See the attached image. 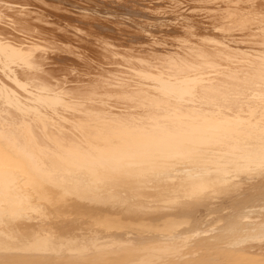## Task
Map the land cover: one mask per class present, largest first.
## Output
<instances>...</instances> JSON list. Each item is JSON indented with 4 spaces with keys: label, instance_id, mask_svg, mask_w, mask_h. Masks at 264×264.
Wrapping results in <instances>:
<instances>
[{
    "label": "bare ground",
    "instance_id": "obj_1",
    "mask_svg": "<svg viewBox=\"0 0 264 264\" xmlns=\"http://www.w3.org/2000/svg\"><path fill=\"white\" fill-rule=\"evenodd\" d=\"M210 2L214 22L257 20L263 45L218 50L208 36L207 53L111 52L115 65L91 74L102 83L80 93L54 83L44 42L0 26V264H106L128 250L125 264H264V105L197 111L264 84V0Z\"/></svg>",
    "mask_w": 264,
    "mask_h": 264
},
{
    "label": "rangeland",
    "instance_id": "obj_2",
    "mask_svg": "<svg viewBox=\"0 0 264 264\" xmlns=\"http://www.w3.org/2000/svg\"><path fill=\"white\" fill-rule=\"evenodd\" d=\"M63 1L62 0H25V1L20 0L19 2L21 3H18V2H14V0H10V2H14L11 4L9 2H6L5 0H0V6H1L0 10L2 12L1 20H3V21L0 20V26L4 28L5 32L7 33L10 32L8 33V35L13 36L12 38H15L14 36L16 35L17 37L15 39H18L19 37L20 38L31 37L35 40L39 39V42L42 44L44 42V44L46 45L44 44L43 45L48 47L44 52V55H48L49 56L48 60H50V63H47V66L50 65V67L52 66L53 69H56L54 71V74L56 73L54 77L55 79L54 83H56V85L59 84L60 86H63V82L64 84L68 83L67 87L66 86L65 87L68 88L69 91L70 89L74 92L75 90H77L76 93H80V91L84 89L83 86L84 87L86 86V89L90 88L92 82L93 84L102 83V79L97 78L96 76H95L96 78L93 77L94 74H92V71L98 70V68L102 69L103 67H110L113 64L115 65V63H108V60L106 58L107 56H104L111 52L114 53L108 54L109 56H113V57L115 56V58L123 59L124 56L127 55L128 51H129L128 53L131 54L133 53V51H135L143 55L145 53L153 52L155 49H157L160 51L163 50L162 52L166 53L168 58H171L170 54L183 55L185 53L192 55L197 53H207L206 46L211 41H216L218 39L224 42H228L230 44L227 45L224 42L221 43L223 46L216 44L217 46H215V48L218 50L232 49L231 51L234 50L233 52H235L236 49H242L243 45H247V46L255 45V47H253L254 48L253 50L255 51L256 46L259 47L263 45V43L261 44V40H260L261 36L259 37V35H261L262 33V29L261 27L258 28V25H256L257 20H255L256 23H254L253 20L252 23L254 24L248 22V24H246V28L245 25H241V26L235 25L236 27H234L227 25V22L226 24L224 23L225 25H223L221 22L218 21L214 22L213 20H211V17L214 14H216L215 11L219 12L220 10L218 9V7L215 8L212 4H210L211 3L210 1H214V0H69V1L63 0ZM216 1L220 2L221 0L220 1L216 0ZM228 2H230V0H228ZM231 3L235 4L234 1H232ZM20 4H23L24 8ZM110 7L112 10L110 9ZM125 11H127L128 14ZM210 14L213 15L211 16ZM16 16L17 17L20 16L22 18L27 17L29 21L18 22L19 19L17 18H16L17 20H14V22L11 21V17L15 18ZM187 18L189 19L187 20ZM262 21L264 22V20ZM15 22L17 24H15ZM23 23L28 24L29 26L25 27ZM249 24H251L252 26H249ZM226 25L229 27H227ZM254 25L257 26V28ZM224 26H226L227 28L224 29ZM205 27H208V30H205L206 29ZM250 27L251 28L253 27L256 30H254L253 28L251 29ZM260 29L261 31L259 32ZM171 30L174 31L172 32ZM217 31L220 33H218ZM185 33L187 35H185ZM32 34L34 36H32ZM208 36L212 38L210 42L207 39L209 38ZM205 39L208 40V43L207 41H205ZM45 41L48 42V44ZM109 41H111L112 43ZM150 42H152V45ZM193 42L195 43L192 44ZM156 43L158 44V46L154 45ZM199 45H201L200 48ZM261 48H264V46ZM244 49H247V47H245ZM253 50L251 49L249 51L252 52ZM89 62H92L93 64L91 65V67L87 68L86 66L87 64H89ZM98 64L100 65L97 67ZM85 67L87 69H85ZM91 74L93 75L92 77ZM91 78L93 80L95 79L96 81L95 80L92 81ZM97 80L100 81L97 82ZM242 88L244 89L237 90L238 93H242V96L236 95L235 97H232L234 98V100H230V98H226V100L223 99L225 101L220 102L222 103L221 105L207 104V107H198L197 108V111L199 112L198 118L203 120L204 118L211 119L213 117L229 115L235 112L231 108H234L237 111H239L241 109L240 106L244 104L247 105L246 107L264 105V84H259V85L247 84L246 86H242ZM246 101H248V103ZM203 111L206 112L204 113ZM248 115L249 113L246 116ZM212 137L215 138V136ZM244 143L245 142L241 144ZM224 146L225 148L228 147L233 148V149H228L229 150V151L227 150L228 152H230V150L231 152L236 150L235 147H233V145L231 146L224 145ZM188 154L190 155V157H192L189 152ZM259 167L262 166L259 165ZM248 214H250V212L246 213V215ZM130 251L132 250H128L129 253L125 251H119L118 253L120 255L118 254V256L115 259L108 260L106 264H118L121 262H122L121 264H125L124 262L125 259L128 260L134 256L135 252L132 251L131 253ZM121 252L123 253L121 254ZM81 263L93 264L94 262L91 261L89 262L87 260L86 261L84 260Z\"/></svg>",
    "mask_w": 264,
    "mask_h": 264
}]
</instances>
